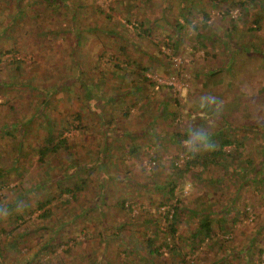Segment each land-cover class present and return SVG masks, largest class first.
Wrapping results in <instances>:
<instances>
[{
    "label": "rangeland",
    "instance_id": "obj_1",
    "mask_svg": "<svg viewBox=\"0 0 264 264\" xmlns=\"http://www.w3.org/2000/svg\"><path fill=\"white\" fill-rule=\"evenodd\" d=\"M203 12L264 50V0H0V264H264V181L234 172L264 173V64L203 85L227 57ZM225 121L243 154L185 171Z\"/></svg>",
    "mask_w": 264,
    "mask_h": 264
},
{
    "label": "trees",
    "instance_id": "obj_2",
    "mask_svg": "<svg viewBox=\"0 0 264 264\" xmlns=\"http://www.w3.org/2000/svg\"><path fill=\"white\" fill-rule=\"evenodd\" d=\"M63 0H49V2H61L62 3ZM214 1L215 3L217 2V0H211ZM250 1L253 0H246V3H249ZM228 11H226L225 15L228 16ZM208 13L203 12L202 13V25H201V30L198 33H195V37L197 38V41H199L202 46V48L204 47V44L202 43V40L205 39L204 34L200 33V32H208V36L206 37L207 40H214V41H219L220 39H218L217 35L210 31L209 26L206 24L207 20H208ZM257 21V18L255 19V22ZM185 23L189 24L188 21H186ZM139 27H142V23L139 22ZM174 30L175 31H181L183 30L184 26L181 23H176L174 25ZM195 31L198 30L197 26L193 27ZM258 29V27H256ZM235 29V26H231L228 28V32L226 33L224 40L221 39L219 41L220 45L224 46V49L226 50L227 53V57H226V62L225 65L222 68L216 69V70H208V72H206L203 75V85H206L208 83H212L214 81H217L218 77H225L227 76L228 79L230 80L228 82V84H231L233 81H235V78L238 75V71H239V67L240 64H247L250 60L254 61V63H256V67L253 69V72L251 74H253L255 71H259L258 66L263 63L264 64V50H257L254 46V44H246V42L244 43H240V42H236L234 40H232V35H233V31ZM248 31H254L256 29L254 28H247ZM76 39L80 38L81 35L80 33H78V31L75 34ZM180 39L182 38H178L176 37L172 42H169L170 44H168L169 47H179V42ZM205 39V40H206ZM201 40V41H200ZM77 42V41H76ZM77 44V43H76ZM195 48H197V46H195ZM18 62V61H16ZM251 64V63H250ZM143 70H147V69H143ZM237 70V72H236ZM170 72V71H169ZM237 73V74H236ZM226 74V75H225ZM173 75V73H168V76ZM217 79V80H216ZM149 79L146 78L145 74H142L141 77V83L143 82H147ZM140 88L137 87L136 90H139ZM264 87L259 88V90H256V92H260L261 90H263ZM253 95V94H252ZM91 96H89L88 92L86 94V98H88L89 103H92V99L90 98ZM229 123L227 121H225L224 124L215 127V129H213V131H211V133L206 132V131H199V133H194L195 136H198L199 140L196 142L195 144V150H191L189 152V159L185 162V166L184 169L185 171H190V168L192 167H197L199 165V163L204 164L205 166L208 164H217L215 163L216 160L218 158H220L221 156H230V152L228 153L227 151L224 150V148L226 146H233V153H235L238 157L241 156L242 150L245 149V145L242 142L237 141L236 139H234L233 137H231V135L228 133V130L230 129L229 127ZM67 129V128H65ZM60 130L57 134L58 136H60L63 133V130ZM190 130L187 129H182L179 134L180 135H174V139L179 140L181 138L185 139L186 137H188V134L190 133ZM52 134V133H50ZM137 134H133V137H136ZM52 136V135H51ZM53 137H50L48 140V145H50L53 140ZM202 138H205L208 141V148L207 151L202 149L203 144L205 142H202ZM64 139H62V141H58L57 143H64L63 141ZM133 143V142H130ZM202 144V145H201ZM207 144V143H206ZM55 147H57L56 143L54 144ZM197 148V149H196ZM49 149L47 147H44V149H42V154H44L45 152H47ZM249 156V157H248ZM262 160L261 162L264 160V157L261 156ZM242 161L245 162V165L242 164V167L239 169V171H234L236 174L238 173H243L244 175L250 173L252 176V179L255 178L256 175H258L259 178H257V180H259L261 183H263L264 181V173L262 172H258V169L254 167H250V163L252 161L250 155H242ZM244 166V167H243ZM230 169V168H229ZM75 170V168L73 169V171ZM226 170L227 167H226ZM184 171H182V169H178L177 170V177L181 178V175L183 174ZM174 186L175 183L170 182L165 186H163V188H165L167 190V194L168 195H172L173 190H174ZM66 192L72 191L68 188L63 189ZM51 200H45L42 202H38V208H44L46 204H48V202H50ZM49 210L45 209L43 211V213L41 214V217H47L49 215ZM177 214L175 212H173L172 218H176ZM19 219V217L17 218ZM172 219V222L170 224L171 226V230L174 232L175 229L173 228V224H174V220ZM211 219L208 216H202L200 219V223L198 226V230H197V235L198 234H202L203 238L210 236L211 233ZM194 236L195 233H194ZM152 242L153 239L148 238L147 243L149 245V247H152ZM168 246V245H167ZM248 250L251 249V247H245ZM244 249V250H247ZM171 250H173V248H171ZM157 250L153 249L151 253H155L156 254ZM259 253H261L259 251Z\"/></svg>",
    "mask_w": 264,
    "mask_h": 264
}]
</instances>
